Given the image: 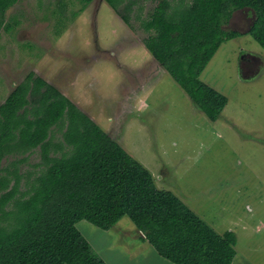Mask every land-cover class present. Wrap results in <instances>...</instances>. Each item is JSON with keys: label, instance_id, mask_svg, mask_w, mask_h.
Segmentation results:
<instances>
[{"label": "rangeland", "instance_id": "rangeland-1", "mask_svg": "<svg viewBox=\"0 0 264 264\" xmlns=\"http://www.w3.org/2000/svg\"><path fill=\"white\" fill-rule=\"evenodd\" d=\"M157 3L138 0L136 8L147 18ZM138 13L130 28L104 0H19L0 30V103L15 73L37 67L50 79L59 74L67 97L143 163L159 188L172 190L217 232L237 234L233 264H264V49L250 34L221 44L200 76L228 97L211 121L144 46L148 32ZM252 18L238 10L225 27L245 31ZM45 20L53 44L47 49L34 31ZM40 160L35 152L20 168L33 170ZM118 223L121 232L86 220L77 228L108 264L148 259L149 252L137 253L144 247L152 248L149 257L170 262L129 217Z\"/></svg>", "mask_w": 264, "mask_h": 264}, {"label": "trees", "instance_id": "trees-1", "mask_svg": "<svg viewBox=\"0 0 264 264\" xmlns=\"http://www.w3.org/2000/svg\"><path fill=\"white\" fill-rule=\"evenodd\" d=\"M18 1L0 0V30ZM104 1L130 28L139 12L144 45L211 121L228 97L200 76L221 44L250 34L264 49V0H158L147 18L138 0ZM238 10L253 16L245 31L225 27ZM37 147L33 170L20 168L25 155L3 163ZM124 217L175 264H233L237 255L234 231L217 232L172 190L159 188L100 124L30 71L0 104V264H108L77 223L121 232Z\"/></svg>", "mask_w": 264, "mask_h": 264}, {"label": "crops", "instance_id": "crops-1", "mask_svg": "<svg viewBox=\"0 0 264 264\" xmlns=\"http://www.w3.org/2000/svg\"><path fill=\"white\" fill-rule=\"evenodd\" d=\"M15 4H17V2L15 3ZM11 8V7H10ZM118 15V14H117ZM119 16V15H118ZM120 17V16H119ZM121 18V17H120ZM121 20H123L122 18H121ZM8 23H9V21H7ZM123 22H124V20H123ZM125 23V22H124ZM126 24V23H125ZM5 29V28H4ZM29 29H30V27H29ZM32 30V29H31ZM35 30H37V32L35 31ZM38 30H40V31H43L44 33L43 34H40V31H38ZM34 31H35V33L37 34V35H35V39L37 40V43L39 44V45H42L44 48H46L47 49V47H49V46H52L53 44H52V40H51V38H52V35H50L49 34V27H48V25H47V22H46V20L44 21V22H38V27H36L35 29H34ZM48 32V33H47ZM63 35V33L62 34H60L59 35V37H61ZM145 46V45H144ZM46 49H45V51H46ZM50 53V52H49ZM51 55H53V56H56L57 55V52H55L54 51V49L51 51ZM46 56V54H44L43 55V57H45ZM45 60V59H44ZM31 67V66H30ZM25 71V70H24ZM30 71H34L37 75H39V76H41V77H43V78H45L49 83H51V84H53L56 88H58L64 95H66V93L63 91V90H61V87H59V83H60V80H58V75L56 76V78L55 79H50L49 78V75L48 74H45L44 72H41V71H39L38 70V68L37 67H31L30 68V70H27V71H25V73L23 74V76H18V74L17 73H15V75H14V77L13 78H11L9 81H8V86L9 87H11V89L9 90V92H8V94H7V96L11 93V91L15 88V86L18 84V83H20L21 81H23L24 80V78H25V76L30 72ZM55 72H57V73H59V71H58V68H56L55 70H54ZM54 75L56 74V73H53ZM61 76V75H60ZM59 76V77H60ZM68 78V77H67ZM66 79V78H65ZM58 80V81H57ZM69 80V79H68ZM68 82V87L70 86L69 85V83H70V81H67ZM71 84V83H70ZM6 96V97H7ZM67 96V95H66ZM68 98H70L69 96H68ZM71 99V98H70ZM6 100V98L5 99H3L2 101H1V103H3L4 101ZM72 101H74L73 99H71ZM0 103V104H1ZM76 103V102H75ZM77 104V103H76ZM33 152H27L26 154H14V155H9V156H30V155H32V154H34L35 152H39V155H40V157H41V149H40V147H37V148H34L33 150H32ZM52 153H54V152H52ZM137 232H138V230H136ZM138 235H139V232H138ZM155 250V249H154ZM156 251V250H155ZM146 252H149V254L152 252V248L151 247H144V248H140V251L139 252H137V253H139V254H142V253H146ZM157 252V251H156ZM143 254V255H144ZM149 254H148V259H146V257H144V256H142L141 258H138L137 257V259H136V264H140V262L141 261H145L147 264H152V263H154V264H172V263H170V262H168V261H164L163 259H161V258H159V257H157V256H153V257H149ZM157 254H158V252H157ZM159 255V254H158ZM159 256H161V255H159ZM237 256V255H236ZM162 257V256H161ZM164 258V257H163ZM236 258V257H235ZM146 259V260H145ZM166 259V258H165ZM151 260H153V261H155V262H152ZM168 260V259H167ZM235 260V259H234ZM234 262V261H233ZM251 261H247V263H250Z\"/></svg>", "mask_w": 264, "mask_h": 264}]
</instances>
